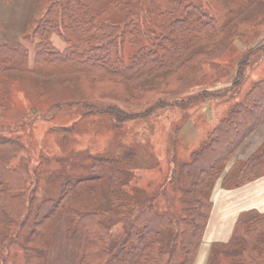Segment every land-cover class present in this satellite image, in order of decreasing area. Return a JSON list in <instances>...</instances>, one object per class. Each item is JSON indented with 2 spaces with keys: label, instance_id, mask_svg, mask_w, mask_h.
<instances>
[{
  "label": "trees",
  "instance_id": "16d2710c",
  "mask_svg": "<svg viewBox=\"0 0 264 264\" xmlns=\"http://www.w3.org/2000/svg\"><path fill=\"white\" fill-rule=\"evenodd\" d=\"M149 2L54 0L44 18L25 35V43L32 45L39 62L70 66L82 98L108 93L103 97L113 94L138 106L159 107L163 99L185 89L200 62L215 57L222 39L248 42L246 31L264 32V0H224L228 19L218 24L201 0H167V6L151 10L146 7ZM249 9L262 12L253 20L240 17ZM63 30L77 32L79 44L70 43ZM54 33L64 39V47L52 43ZM131 44L138 46L128 53L124 46ZM257 51L264 52V41L247 54ZM27 54L28 47L22 43L1 44L0 76L24 72ZM5 107L0 103V114ZM263 121L264 77L233 103L187 160L174 165L170 179L179 192L180 212L167 192H163L164 211H159L150 195L126 191L132 171L118 157H93L88 164L92 174L106 182L103 198L96 199L90 191L86 195L93 196L79 202L65 196L36 199L26 159L8 166L20 143L0 136L1 229L16 231L11 235L13 243L22 234L25 241L52 218L56 206L67 204L71 210L66 211L64 234L68 239L78 236L77 264H193L209 220L215 184L239 187L264 174V149L246 160L230 162L237 147ZM24 251L25 264L42 263L43 254L36 248ZM205 264H264V214L240 215L229 241L210 246Z\"/></svg>",
  "mask_w": 264,
  "mask_h": 264
},
{
  "label": "rangeland",
  "instance_id": "374dc122",
  "mask_svg": "<svg viewBox=\"0 0 264 264\" xmlns=\"http://www.w3.org/2000/svg\"><path fill=\"white\" fill-rule=\"evenodd\" d=\"M1 1L0 45L15 47L22 43L28 47V54L24 72L0 76V103L6 106L0 114V136L20 143L8 166L20 165L24 162L22 158L26 159L35 198L65 196L66 200L74 197L79 202L92 197L86 195L90 191L96 199L103 198L106 182L96 178L88 164L93 157H118L132 171L126 191L140 190L150 195L159 211H164L163 192H167L173 196L175 210L180 212L179 192L171 186L173 167L187 160L206 141L211 121L223 113L225 116L233 103L264 77V52L247 54L249 48L264 41V32L251 35L246 31L248 42L222 39L215 57L200 62L178 95L163 99L159 107L138 106L117 95L103 97L108 93L99 98L96 95L82 98L75 85L77 76L70 66L45 64L35 58L32 45L26 44L24 37L44 18L54 0H39L47 8L38 9L34 16L38 18H33L29 26L16 21L20 27L17 33L15 19L8 23L9 19L5 21L3 17L5 12L15 10L4 9L5 0ZM201 1L203 8L214 14L217 24L228 19L222 6L224 0ZM162 5L167 6V0H151L146 7L151 10ZM261 12L262 9H249L240 17L253 20ZM62 33L70 43L79 44L77 32L63 30ZM50 39L56 47L65 46L57 33L50 35ZM137 46L124 47L129 53ZM69 210L67 204L56 206L52 218L31 237L23 241L26 234H22L15 243L11 235L16 231L2 230L4 218L0 220V264H25V247H34L43 254V264H77L78 236L68 239L64 234ZM1 214L0 211V217ZM198 255L193 264H202Z\"/></svg>",
  "mask_w": 264,
  "mask_h": 264
},
{
  "label": "crops",
  "instance_id": "0c3cea01",
  "mask_svg": "<svg viewBox=\"0 0 264 264\" xmlns=\"http://www.w3.org/2000/svg\"><path fill=\"white\" fill-rule=\"evenodd\" d=\"M38 1L39 0H5L3 8H10L15 11L10 13L5 12L3 15L4 20L6 21L9 19V23L11 19H15V23L19 21L18 23H20L21 26H24V24L29 26L34 19L38 18H34L37 10L40 8H47L48 6L45 3L43 7ZM1 2L3 3V0ZM15 26H18L16 29L17 33L20 27L17 23ZM224 114L225 113L219 115V117L217 116L215 121H211L207 133L224 117ZM263 149L264 121L242 141L240 146L235 150L230 162L233 163L236 160H246L252 154ZM229 167L230 165L225 169ZM211 203L212 208L209 220L203 233L202 243L198 252V257H200L202 264L206 260L209 248L213 243H227L229 241L234 223L240 215L250 212L264 214V174L239 187L222 188L220 181H218L211 193Z\"/></svg>",
  "mask_w": 264,
  "mask_h": 264
}]
</instances>
